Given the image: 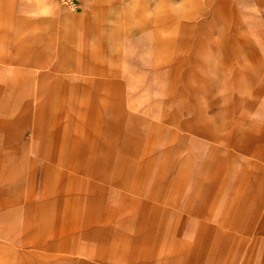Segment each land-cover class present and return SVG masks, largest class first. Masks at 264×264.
<instances>
[{"label":"rangeland","instance_id":"obj_1","mask_svg":"<svg viewBox=\"0 0 264 264\" xmlns=\"http://www.w3.org/2000/svg\"><path fill=\"white\" fill-rule=\"evenodd\" d=\"M0 264H264V0H0Z\"/></svg>","mask_w":264,"mask_h":264},{"label":"crops","instance_id":"obj_2","mask_svg":"<svg viewBox=\"0 0 264 264\" xmlns=\"http://www.w3.org/2000/svg\"><path fill=\"white\" fill-rule=\"evenodd\" d=\"M131 1H133L134 3H138V4H142V3L147 4L148 2L154 1V0H131ZM164 1H166V0H164ZM217 4H218V2H217ZM214 11H215V13L219 11L217 6H214ZM160 30H162L163 32H166L163 29H160Z\"/></svg>","mask_w":264,"mask_h":264}]
</instances>
